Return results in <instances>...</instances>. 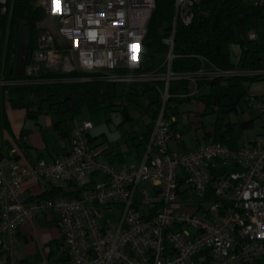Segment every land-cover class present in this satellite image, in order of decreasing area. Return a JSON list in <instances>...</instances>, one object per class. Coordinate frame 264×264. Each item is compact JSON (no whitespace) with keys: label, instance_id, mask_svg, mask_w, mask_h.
Returning a JSON list of instances; mask_svg holds the SVG:
<instances>
[{"label":"built area","instance_id":"1","mask_svg":"<svg viewBox=\"0 0 264 264\" xmlns=\"http://www.w3.org/2000/svg\"><path fill=\"white\" fill-rule=\"evenodd\" d=\"M173 2L172 27L163 40L169 48L165 72H144L141 47L154 0H40L45 17L56 20V33H39L23 77L1 76L0 88L162 82L166 101L174 80L264 79V66L221 71L208 69L206 60L196 73H172L177 24L190 25L201 0ZM252 3L264 7V0ZM11 13V0H0V16ZM258 38L256 31L248 34L250 41ZM71 73L77 75L67 76ZM245 101L257 110L263 132L235 151L220 141L185 152L172 149L171 121L162 112L148 146L156 153L136 167H114L91 144L90 120L77 125L68 140L60 139L62 153L52 161L24 165L0 150V264H21L17 234L39 214L58 216L56 256L70 264H264V96L246 95ZM216 162L234 164L237 171L213 177L210 167ZM95 176L103 180L89 186L87 178ZM29 180L71 183L80 196L26 200L22 188ZM182 186L196 196L193 206L182 205ZM115 206L121 211L118 221L103 220Z\"/></svg>","mask_w":264,"mask_h":264},{"label":"crops","instance_id":"2","mask_svg":"<svg viewBox=\"0 0 264 264\" xmlns=\"http://www.w3.org/2000/svg\"><path fill=\"white\" fill-rule=\"evenodd\" d=\"M231 51L236 57L234 64L237 66L238 56L241 55L240 48L238 45H233ZM247 81L227 80L200 88L197 86V81H189L187 91L173 95L166 104L163 99L165 86L162 82L150 84L155 88L151 92H146L139 84L125 91L120 88L118 93L124 97L132 92L140 94L143 98L147 95V100L141 106L143 112L138 118L139 125L142 127L133 126V122L138 120L137 117L124 104L123 96L118 97L114 101L117 107L103 111H119L122 114L125 110L129 118L124 121L122 114L117 128L126 123L130 124H128L130 128H126L123 134L120 129L113 130L109 125L110 132L103 129L100 134V126L92 121L94 128L90 133V142L102 150L105 158L116 168L136 167L142 162L148 163L156 153L154 148L148 152V146L155 121L162 112L164 117L171 121L172 149L185 152L195 150L212 141H220L229 148V143L233 141L232 133L235 126L227 111L236 114L237 121L234 122L239 123L242 130L253 127L255 120L260 119L257 110L249 106L245 98H239L251 90V93H254L251 95L259 94V92H253L255 85L251 84L250 80ZM232 84H239L238 89L241 91L233 98H229L228 103L226 98L230 96L223 90ZM150 95L152 97H149ZM45 97L44 92L28 94L14 89L0 88V150L5 155H13L24 165H34L40 159L54 160L62 153L60 139L68 140L77 125L86 120L91 121L86 114L80 113L79 117H77L79 114L71 117L56 112L49 104L42 103ZM159 99L162 100L161 107L156 104ZM236 101H238L237 104ZM223 105L227 108L224 109ZM188 129L194 130L190 137L183 132ZM253 140L239 138L231 148L232 150L229 149L235 151ZM228 170L236 172L237 167L234 164L225 166L221 162H216L210 167L211 175L218 178L225 177ZM87 180L88 185L92 186L93 183L102 181L103 177H89ZM76 194L79 197L80 191L71 183L53 186L44 181L29 180L22 188V196L26 200L54 197L76 198L74 197ZM179 194L183 206H193L197 200L196 196H193L184 186L180 188ZM116 208L119 209L115 206L114 211ZM145 212H147L146 209ZM57 219L58 216L55 215L39 214L20 228L17 234L16 251L21 264H50L56 261H67L63 257L56 256L61 244Z\"/></svg>","mask_w":264,"mask_h":264},{"label":"trees","instance_id":"3","mask_svg":"<svg viewBox=\"0 0 264 264\" xmlns=\"http://www.w3.org/2000/svg\"><path fill=\"white\" fill-rule=\"evenodd\" d=\"M35 0H11V15L0 16V78L7 80L20 79L21 74H14L15 61L19 46L24 51V66L29 62L33 53L38 29L37 22L43 18L41 8H36ZM155 8L147 26V31L141 47L140 71L149 72L158 70L165 72L162 65L169 48L163 43L171 30L174 17L173 0H154ZM259 22L264 23V7H255L252 0H201L195 8V16L188 26L177 24L171 72L175 74L196 73L202 67L203 60L209 62L206 67L216 68L221 71H232L236 68L231 61V47L238 45L242 49L241 59L237 67L264 66L261 61H251L247 65L243 62L247 49H243L248 39L246 35L250 30L256 29ZM21 27V28H20ZM20 37V38H19ZM77 74L71 73L72 77ZM57 76V75H50ZM250 81L258 80L257 77H218L212 80L198 79L200 88L208 84H216L227 80ZM159 83V82H158ZM137 84L121 85L106 83L104 81L56 83L44 86H7L18 92H44L46 94L42 103L60 114L76 116L86 110L96 113L104 109H112L118 105L114 101L123 95L119 89L125 91ZM145 91H154L150 84H139ZM189 86L188 80L170 81L168 86L169 102L173 95L186 92ZM161 107L162 100L156 101ZM124 121L129 116L122 111ZM244 124H242L243 126ZM78 197V195H74Z\"/></svg>","mask_w":264,"mask_h":264},{"label":"rangeland","instance_id":"4","mask_svg":"<svg viewBox=\"0 0 264 264\" xmlns=\"http://www.w3.org/2000/svg\"><path fill=\"white\" fill-rule=\"evenodd\" d=\"M43 15H44V18L40 22H37V24H36V28L38 29L37 36L41 32H49L51 34H55L56 29H57L56 20L48 19L47 17H45L44 12H43ZM251 31H256L258 33V36H259L258 40L250 41L248 39V34ZM37 36H36V40H37ZM246 39H248V42H246L243 49H247V52H246V54H244V57L242 58L243 62L245 64H248L251 61L259 60L264 65V23L259 22L256 29L250 30L246 35ZM35 44H36V42H35ZM239 48H240V46H239ZM233 51H231V61H233V63H234L236 61V57L233 54ZM240 51H242L241 48H240ZM238 81L244 82L247 80H238ZM247 83H250V82L247 81ZM251 84L255 85V86H253V92H259V94H256V93L255 94L257 97L262 99V97L264 95V79L253 80V81H251ZM239 87H240L239 84H235V85L232 84L231 86H228L223 90L224 93H227L230 96V97L226 98V102L229 103L230 102L229 98H233L234 96H236V94L240 93L241 89H238ZM126 90H128V89H126ZM251 92H252V90L247 92L245 95H241V97H239V98L243 99L246 97V95L254 94ZM35 93H37V92H35ZM149 97H152V95H150ZM146 100H147V95L145 96V98H143L140 94L137 95L136 92H132L131 94H126L125 97L123 96L124 104L127 106V108L129 110H131L132 114H134L135 117H137V119L139 118L140 114L143 112V111H141L142 110L141 106H142V103H144V101H146ZM237 102L238 101H236V104H237ZM223 108L226 109L227 106L223 105ZM227 112L229 113L231 121L234 123V126H235L234 132L232 133L233 141L229 143L230 149L234 147L235 143L238 141L239 138H247L249 140H253L256 137V135L263 130L262 122L260 119L255 120L253 127L249 128V129L242 130L241 125L239 123L236 124L234 122V121H237L236 114L231 112V111H227ZM81 114L82 115L86 114L87 116L90 117L91 121H93L95 125L97 124L98 126H100V128H101V130L99 132L100 134H101L103 129L109 131V129H108L109 125L111 126V128L113 130H115V129L119 130L120 129L123 132V134L126 132V128H130L129 123H126L125 125H121L119 128H117L118 127L117 124H118V122H120L121 117H122L121 116L122 114L119 111H110V110L103 111V110H101V111L96 112V113H90V112H86V110H83V112H81ZM81 114H79L77 117H79ZM138 121H139V119L136 122H133V126H135V127L141 126V125H139ZM114 126H115V128H114ZM193 131H194L193 129H188V130L183 131V132H184V135L190 137L193 134ZM232 172H234V170H228L226 172L225 178H228L230 173H232ZM105 214L106 215L103 218V220L109 219L112 223H115L118 221V219L121 215V211H120V209L116 208V210L113 213L107 212ZM50 264H70V262L69 261H65V262L64 261H56V262H53Z\"/></svg>","mask_w":264,"mask_h":264},{"label":"water","instance_id":"5","mask_svg":"<svg viewBox=\"0 0 264 264\" xmlns=\"http://www.w3.org/2000/svg\"><path fill=\"white\" fill-rule=\"evenodd\" d=\"M34 5L36 8H39L40 7V0H35ZM23 68H24V51H23V48L21 46H19L18 51H17V58L15 61V67L13 69V73L14 74H21L23 72Z\"/></svg>","mask_w":264,"mask_h":264}]
</instances>
